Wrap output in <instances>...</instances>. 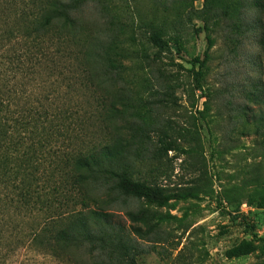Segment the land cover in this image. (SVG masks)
I'll return each instance as SVG.
<instances>
[{
  "label": "trees",
  "instance_id": "obj_1",
  "mask_svg": "<svg viewBox=\"0 0 264 264\" xmlns=\"http://www.w3.org/2000/svg\"><path fill=\"white\" fill-rule=\"evenodd\" d=\"M113 1L0 0V264H35L15 259L21 251L65 264L81 256L139 264L145 251L137 224L148 223L146 210L127 211L129 225L114 212L123 197L157 199L139 164L168 93L145 76L152 58L144 48L168 49L173 5L197 0H151L150 12L132 0L135 16L97 43L80 14ZM263 11L264 0H202L199 17L241 36ZM118 119L125 139L110 131ZM253 121L264 133V106ZM156 137L151 157L159 159L173 145L163 132Z\"/></svg>",
  "mask_w": 264,
  "mask_h": 264
},
{
  "label": "rangeland",
  "instance_id": "obj_2",
  "mask_svg": "<svg viewBox=\"0 0 264 264\" xmlns=\"http://www.w3.org/2000/svg\"><path fill=\"white\" fill-rule=\"evenodd\" d=\"M113 2L89 4L80 14L97 43L135 16L132 0ZM135 3L141 12L152 8L151 0ZM173 6L163 35L168 49L144 48L152 58L145 76L168 93L167 106L153 110V141L139 164L138 176L155 186L157 199L120 198L115 215L129 225L127 211L146 210L148 223L137 224L145 249L139 264H264V133L253 123L264 106V11L239 36L222 21L202 20V0ZM116 92L108 85L110 97ZM122 124L114 120L110 131L125 139ZM156 132L173 145L159 159L151 157ZM22 258L65 264L21 251L15 259ZM78 260L93 264L87 256Z\"/></svg>",
  "mask_w": 264,
  "mask_h": 264
}]
</instances>
